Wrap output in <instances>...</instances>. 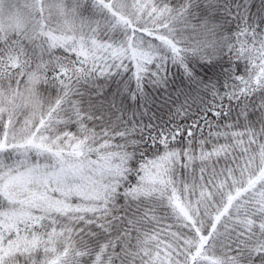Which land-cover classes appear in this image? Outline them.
<instances>
[{
  "label": "snow or ice",
  "instance_id": "snow-or-ice-1",
  "mask_svg": "<svg viewBox=\"0 0 264 264\" xmlns=\"http://www.w3.org/2000/svg\"><path fill=\"white\" fill-rule=\"evenodd\" d=\"M0 264H264V0H0Z\"/></svg>",
  "mask_w": 264,
  "mask_h": 264
}]
</instances>
